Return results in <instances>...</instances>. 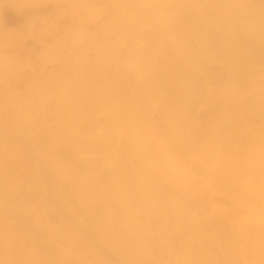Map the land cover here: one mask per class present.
<instances>
[{"label": "rangeland", "instance_id": "obj_1", "mask_svg": "<svg viewBox=\"0 0 264 264\" xmlns=\"http://www.w3.org/2000/svg\"><path fill=\"white\" fill-rule=\"evenodd\" d=\"M226 1L0 0L5 254L264 264V62L222 85L194 64H222L210 30L264 25V0Z\"/></svg>", "mask_w": 264, "mask_h": 264}, {"label": "bare ground", "instance_id": "obj_2", "mask_svg": "<svg viewBox=\"0 0 264 264\" xmlns=\"http://www.w3.org/2000/svg\"><path fill=\"white\" fill-rule=\"evenodd\" d=\"M224 4L226 6H228V5L231 6L233 4L238 6L239 11L237 12V15H235V14L232 15L233 19L240 18L242 16V14L240 12H244L245 11V7L244 6H240V5L236 4V3L230 2V0L226 1ZM246 4H248V3L246 2ZM247 17L245 18V21H250V20L254 19V18H251V16H249V15ZM188 19L190 20V22L192 24V27L195 30L199 29L198 25L196 24V20H195V18L193 16L188 17ZM239 22H241V19H240ZM250 22L251 23L245 22V24H242V25L238 24L236 26H235V24H232L231 25V29H230L231 34H228V28L225 25H222V26H220L217 29L210 30V33L213 34V36L215 37L214 39L216 40L215 44H214L215 47H216L215 51H212V53L210 55L211 56H215L218 60H221L222 64L215 68V67H210L208 64H205L203 62L194 63L196 65H199V70L201 69L202 72L205 73V79L204 80H206V82H208V84H210V85L211 84H213V85L226 84V81L228 79L232 78V76H234V74L236 72H238V71L241 72L243 75H245L246 72H244V68H248V67L250 68L252 66V64H253L252 61H255L256 63L264 62V25L259 24L260 22L257 23V21H256L257 24H255V22H252V21H250ZM233 63H235V64H233ZM242 80H244V77H243ZM235 83H237V82H235ZM66 90H68V89H66ZM203 91L201 92L200 89L192 88L191 91H189V92H192V94L194 92L196 94H195V96L194 95L193 96H189L187 99L191 100L192 101L191 103H193L195 105L198 101L203 100V97H204V92ZM68 93H70V92H68ZM81 93H83V92H81ZM81 93H79L80 96L83 95ZM83 96L80 97L81 98L80 100L84 99ZM89 98L90 97H88V100H89ZM85 99H86V97H85ZM85 99L83 100V103L85 101L87 102V100H85ZM72 101H73V99H72ZM208 101L211 102V100H208ZM95 102L93 101V103H95ZM91 104L92 103H90L88 105H91ZM208 104L210 105L209 102H208ZM88 105L85 103V106H86L85 108L86 109H89V108H87ZM213 106H215V105H212L211 107H213ZM83 107H81L83 109V111L86 110ZM88 107H90V106H88ZM91 108L92 107H90V110H91ZM216 111H217V109L215 107L214 108V112H216ZM86 128H87V126H86ZM66 140L70 141L68 138H66ZM83 144H81V145H83ZM84 146H86V144H84ZM87 147H89V146L87 145ZM49 149H50V147H49ZM61 153H63V152H61ZM77 153H79V152H77ZM58 154H60V153H58ZM70 154H72V153H70ZM61 156H62V154H61ZM64 156L65 155H63L62 157H64ZM97 170H98V168H97ZM57 214H59V213H57ZM56 216H55V218H56ZM160 224H161L160 228H163V221ZM165 225H166V222L164 223V228H165ZM161 234L164 235L165 237L168 236V237L174 238L176 235H183L185 233H184V230L182 228L173 227L171 230L167 229V232H161ZM40 254H42V253H40ZM46 254H47V252H46ZM131 254H132V256L134 258H136V259L131 261L132 264H141L142 263L140 261L141 257L136 252V250L131 251ZM170 257H172V256H170ZM51 264H52V262H51Z\"/></svg>", "mask_w": 264, "mask_h": 264}, {"label": "crops", "instance_id": "obj_3", "mask_svg": "<svg viewBox=\"0 0 264 264\" xmlns=\"http://www.w3.org/2000/svg\"><path fill=\"white\" fill-rule=\"evenodd\" d=\"M47 180L45 179H36V177L30 178L29 183L33 185V188L35 189L38 187L39 189L43 188V192L45 191L47 193V196H51V191L53 187L56 188L59 186V189L61 191L64 190L65 184H62L61 180H57L59 183H51L50 176ZM3 182V176L0 174V264H27L25 261H30L33 259L30 258H20V256H16L13 254H5L4 253V237L2 230L4 228V184ZM51 198V197H50ZM13 255V256H12ZM5 262V263H3Z\"/></svg>", "mask_w": 264, "mask_h": 264}]
</instances>
